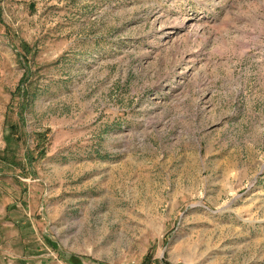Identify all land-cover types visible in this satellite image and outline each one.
I'll use <instances>...</instances> for the list:
<instances>
[{
    "label": "rangeland",
    "instance_id": "374dc122",
    "mask_svg": "<svg viewBox=\"0 0 264 264\" xmlns=\"http://www.w3.org/2000/svg\"><path fill=\"white\" fill-rule=\"evenodd\" d=\"M0 264H264V0H0Z\"/></svg>",
    "mask_w": 264,
    "mask_h": 264
},
{
    "label": "trees",
    "instance_id": "16d2710c",
    "mask_svg": "<svg viewBox=\"0 0 264 264\" xmlns=\"http://www.w3.org/2000/svg\"><path fill=\"white\" fill-rule=\"evenodd\" d=\"M26 49V48H25ZM28 75V71L26 72V74L24 75V77H26ZM25 79V78H24ZM24 79L21 80V83L23 84ZM21 86H18L16 91L14 92V94L17 92L18 96L14 99V94L11 96V100L14 102L16 101V105L17 108L21 111H23L27 105H28V98H27V94L25 89H21ZM6 123H8V135L5 136V139L7 141H9L11 138L16 139L17 141H20L21 138H18L17 133H18V124L12 123L10 122V116H9V112L7 111L6 114V119H5ZM46 136H44V134L41 133H37L35 134V139H34V143H36V155L33 156V154L29 151L26 150L27 153L25 154L26 156H28V161L30 164H32L38 157L39 155L41 156L44 152L45 149V142H46ZM8 161V159H7ZM20 168H23L20 166Z\"/></svg>",
    "mask_w": 264,
    "mask_h": 264
}]
</instances>
